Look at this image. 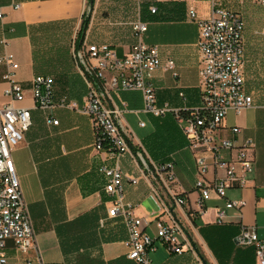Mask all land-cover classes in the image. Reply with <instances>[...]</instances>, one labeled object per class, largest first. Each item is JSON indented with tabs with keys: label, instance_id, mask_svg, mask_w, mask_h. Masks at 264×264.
<instances>
[{
	"label": "crops",
	"instance_id": "1",
	"mask_svg": "<svg viewBox=\"0 0 264 264\" xmlns=\"http://www.w3.org/2000/svg\"><path fill=\"white\" fill-rule=\"evenodd\" d=\"M14 4L19 7L14 8ZM151 5L156 7L154 13L150 12ZM223 6L244 22L242 70L253 107L239 114L229 110L216 137H230L229 129L240 127L234 137L237 147L225 153L231 160L239 146L251 141L252 168L244 186H229L223 198L212 192L204 202V212L198 213L199 194L194 188L198 154L190 149L175 117L171 112L160 117L143 112L139 91L112 95L122 110L120 121L130 135L131 147L141 144L153 162L172 160V190L186 198L184 206L171 207V212L192 249L183 242L184 251L174 254L159 244L150 254L152 264H257L253 247L238 244L234 238L242 224L255 226L259 235L264 230V0H224ZM189 8H194L198 17L209 15V3L198 0H93L91 5L89 0H0V38L7 39L8 50L18 64L14 78L26 90L25 99L15 105H32L30 80L37 74L52 76L55 101L65 97L79 105L84 103L87 87L72 57V45L77 49L84 41L108 44L123 56L136 41L132 22L141 20L147 23L143 41L159 50L160 67L152 78L157 105L197 106L201 94L199 31L188 16ZM85 19L86 26L79 33ZM168 60L174 62L176 76L166 68ZM4 70L0 64L1 102L5 101L2 91L7 86L1 78ZM30 112L32 124L12 156L44 264H136L127 258V230L122 218L107 216L110 197L103 191L97 167L112 161L94 150L89 117L56 107L53 115L59 122L47 125L41 111ZM203 154L210 160L209 153ZM119 164L124 172L138 173L129 154L123 155ZM236 171L240 173L239 165ZM223 174L210 165L206 178L211 181ZM124 188L133 214L147 221L143 225L146 233L154 236L158 216L170 222L166 213H160L161 205L147 181L140 179L134 186L124 183ZM239 198L245 205L240 210H228L224 222L217 223V208L226 200ZM6 255L7 264H24L26 254L17 251L10 238L6 240Z\"/></svg>",
	"mask_w": 264,
	"mask_h": 264
},
{
	"label": "built area",
	"instance_id": "2",
	"mask_svg": "<svg viewBox=\"0 0 264 264\" xmlns=\"http://www.w3.org/2000/svg\"><path fill=\"white\" fill-rule=\"evenodd\" d=\"M198 1L209 3V15L201 18L194 8L188 10L190 20L198 27L200 53V102L191 108H171L167 103L157 105L152 78L160 67L159 50L156 45L143 41L147 23L141 20L132 22L136 41L123 56H118L108 44L95 45L84 41L77 49L72 45V57L87 87L85 101L81 105L67 101L65 97L55 101L53 78L42 74L34 75L30 80L32 105H15L25 99L26 90L14 78L18 64L8 50V41L4 36L0 38L3 47L0 64L5 67L1 78L7 82L2 91L5 101L0 104V264H7L6 240L9 238L17 251L26 254L24 264H44L12 156L32 124L31 109L41 111L47 125L58 124V119L53 115L56 107H67L89 117L94 150L112 161V164L101 163L97 167L103 178V191L110 197L107 216L122 218L127 230L124 240L127 258L136 264H152L150 254L157 250L159 244L174 254L184 251L183 242L192 249L182 225L171 212V207L184 206L186 198L172 190L171 183L175 179L172 160L153 162L141 144L131 147L130 135L120 121L122 110L115 104L113 94L139 91L143 112L157 117L171 112L175 117L190 149L198 154L195 159L198 177L194 182L199 194L196 201L198 213L204 212V202L211 198L212 192L218 198H223L229 186L235 183L244 186L246 174L252 168L251 141L246 140L239 146L236 158L231 160L225 157V153L237 147L234 137L240 133V127H231L230 137H216L229 110L239 114L253 107L252 97L244 88L242 70L244 22L240 15L223 6L224 0ZM13 7L18 8L19 4ZM149 8L151 13L156 10L154 5ZM166 68L176 76L172 60L166 62ZM204 152L209 153L210 160ZM125 154L130 155L137 174L122 170L119 161ZM210 165L216 170H223L224 174L207 180ZM236 165L240 166V173L236 171ZM140 179L147 181L159 201L160 213H166L170 218L168 222L158 216L154 236L143 230L147 221L133 214V205L125 198L124 183L134 186ZM244 205L245 201L241 198L226 200L222 207L217 208L216 222L223 223L228 210H240ZM234 240L238 244L252 246L257 264H264V230L259 235L255 226L242 224ZM29 250L33 251L32 256L28 255Z\"/></svg>",
	"mask_w": 264,
	"mask_h": 264
},
{
	"label": "trees",
	"instance_id": "3",
	"mask_svg": "<svg viewBox=\"0 0 264 264\" xmlns=\"http://www.w3.org/2000/svg\"><path fill=\"white\" fill-rule=\"evenodd\" d=\"M86 23H87V20L86 19L83 20V23H82V26H81V29H80L79 33L82 32L84 26H86ZM54 24H57V22H55ZM31 39H33V41H34V37L33 36H31ZM33 60L35 61V63L37 62L36 51H33Z\"/></svg>",
	"mask_w": 264,
	"mask_h": 264
},
{
	"label": "water",
	"instance_id": "4",
	"mask_svg": "<svg viewBox=\"0 0 264 264\" xmlns=\"http://www.w3.org/2000/svg\"><path fill=\"white\" fill-rule=\"evenodd\" d=\"M92 1H93V0H89L90 5L92 4Z\"/></svg>",
	"mask_w": 264,
	"mask_h": 264
},
{
	"label": "rangeland",
	"instance_id": "5",
	"mask_svg": "<svg viewBox=\"0 0 264 264\" xmlns=\"http://www.w3.org/2000/svg\"><path fill=\"white\" fill-rule=\"evenodd\" d=\"M0 104H1V101H0Z\"/></svg>",
	"mask_w": 264,
	"mask_h": 264
}]
</instances>
